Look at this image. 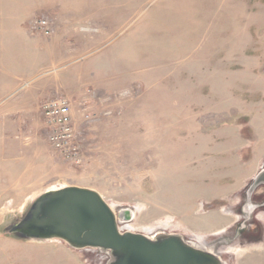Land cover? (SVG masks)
<instances>
[{
	"label": "rangeland",
	"instance_id": "1",
	"mask_svg": "<svg viewBox=\"0 0 264 264\" xmlns=\"http://www.w3.org/2000/svg\"><path fill=\"white\" fill-rule=\"evenodd\" d=\"M16 30L34 39L31 68ZM56 97L71 103L79 166L48 144L41 107ZM240 104L264 114V0H0V264H107L96 249L6 233L62 187L96 191L116 215L131 210L120 231L176 234L224 264H264V212L256 241L236 235L243 204L264 200V185L251 191L264 154L238 178L234 132L215 126L216 114L241 127L249 160L262 144L250 116L238 106L220 119Z\"/></svg>",
	"mask_w": 264,
	"mask_h": 264
},
{
	"label": "water",
	"instance_id": "2",
	"mask_svg": "<svg viewBox=\"0 0 264 264\" xmlns=\"http://www.w3.org/2000/svg\"><path fill=\"white\" fill-rule=\"evenodd\" d=\"M260 185H264V170L251 191ZM131 218L129 209L116 215L94 190L62 187L38 196L5 231L25 241L58 240L75 250L96 249L107 254V264H224L213 252L180 235L121 232L119 224Z\"/></svg>",
	"mask_w": 264,
	"mask_h": 264
},
{
	"label": "built area",
	"instance_id": "3",
	"mask_svg": "<svg viewBox=\"0 0 264 264\" xmlns=\"http://www.w3.org/2000/svg\"><path fill=\"white\" fill-rule=\"evenodd\" d=\"M32 28L44 35L50 33V26L46 20L33 22ZM41 111L44 126L48 130L47 141L52 150L65 162L79 166L82 163L83 154L78 143L75 142L70 101L65 97L50 99L42 105Z\"/></svg>",
	"mask_w": 264,
	"mask_h": 264
},
{
	"label": "crops",
	"instance_id": "4",
	"mask_svg": "<svg viewBox=\"0 0 264 264\" xmlns=\"http://www.w3.org/2000/svg\"><path fill=\"white\" fill-rule=\"evenodd\" d=\"M23 25L20 24V27H22ZM16 35L20 36L21 40H23L22 44L25 45V46H21V51L22 52H19V55L22 56V61L20 62V65H24L25 68H31L32 66H34L36 64L35 61H28V55L32 54L31 53V49L27 47L28 44H30L31 41H33V44H34V39L33 38H30L26 32H24L23 30L20 31V30H16L14 32ZM9 36V33L7 35V38ZM4 38H6V36H4ZM10 38H11V34H10ZM234 105V103H233ZM241 105L243 104H240V105H237L235 106L233 109H231L229 111V114L228 116L226 117L225 115H221V123H224V122H228V120L230 121V119H235L237 117V112H236V108L239 106L240 108V113L243 112L245 114H248L250 116V120H249V123L247 124V126L250 127V129L253 131V135L255 136H258L260 138V140L262 141V144L258 143L257 145L254 146V149H252V157L249 158V160L247 161H244V155L243 151L246 150V143L247 142H251L250 139L248 138H245L242 136L241 134V127L239 126H234V125H231L229 124L228 126H224L222 127L223 125H220L217 122V117H219L220 115H217L215 114V126H217L219 129H222V130H227V129H230L231 128V132L233 131V135L236 137V142H237V145H236V149L234 151V159H233V163L235 164V166L237 165L238 168L240 169V175L238 178H241L243 172H245L248 168H251L252 166H256L258 163L256 162V160L261 157L264 153V114L262 117H259L258 115L255 116V114L253 115V113H249L247 112L246 110L243 111V109L240 107ZM251 106H255L258 107L259 105L258 104H250ZM233 111V113L231 112ZM225 136V135H223ZM224 141V140H222ZM250 153V152H249ZM221 183V181H216V186L218 184ZM223 183V181H222ZM219 186V185H218ZM220 187V186H219ZM222 188H225L227 187V185L225 186H221ZM220 195V194H218ZM218 195H215V197H218Z\"/></svg>",
	"mask_w": 264,
	"mask_h": 264
},
{
	"label": "flooded vegetation",
	"instance_id": "5",
	"mask_svg": "<svg viewBox=\"0 0 264 264\" xmlns=\"http://www.w3.org/2000/svg\"><path fill=\"white\" fill-rule=\"evenodd\" d=\"M253 199H254V196L251 195L250 196V206L243 204V207L245 208L244 215H246L245 221H247L248 227L245 226V223H243L237 228L238 231L236 232V235L239 240L256 241L259 235L262 233V226L258 222L256 218V214L264 212V200H260L259 202H254ZM243 207H242V210H243ZM200 248L208 250L202 246H200ZM214 254L217 255L216 253Z\"/></svg>",
	"mask_w": 264,
	"mask_h": 264
},
{
	"label": "bare ground",
	"instance_id": "6",
	"mask_svg": "<svg viewBox=\"0 0 264 264\" xmlns=\"http://www.w3.org/2000/svg\"><path fill=\"white\" fill-rule=\"evenodd\" d=\"M129 227H130V225H124V228H123L124 232L129 231L130 230ZM129 232H131V231H129Z\"/></svg>",
	"mask_w": 264,
	"mask_h": 264
}]
</instances>
